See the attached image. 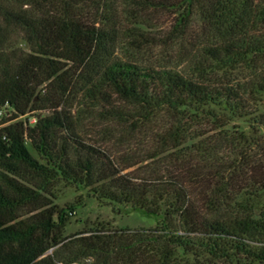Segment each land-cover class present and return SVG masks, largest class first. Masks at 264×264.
I'll return each mask as SVG.
<instances>
[{
  "label": "trees",
  "instance_id": "trees-1",
  "mask_svg": "<svg viewBox=\"0 0 264 264\" xmlns=\"http://www.w3.org/2000/svg\"><path fill=\"white\" fill-rule=\"evenodd\" d=\"M176 8L190 75L115 56L147 42L129 20ZM263 93L264 0H0V264H264V141L232 124L264 130ZM57 181L158 220L65 238Z\"/></svg>",
  "mask_w": 264,
  "mask_h": 264
},
{
  "label": "rangeland",
  "instance_id": "rangeland-1",
  "mask_svg": "<svg viewBox=\"0 0 264 264\" xmlns=\"http://www.w3.org/2000/svg\"><path fill=\"white\" fill-rule=\"evenodd\" d=\"M180 10L178 8L171 11L156 10L145 14L147 25L136 24L129 20L128 28H133L145 33L148 36L147 42L141 41L138 44L127 45V41H121L116 48L115 56L121 60H128L142 66L152 68H165L180 72L183 75H190L187 63L184 61V50L180 44H170L166 41L170 26L177 17ZM150 20V21H149ZM133 31V30H132ZM153 38V40L151 39ZM13 43L17 49L23 53L29 52L28 45L22 37L14 34ZM182 51V52H181ZM181 53V55H180ZM230 79L237 81L239 77L232 75ZM255 109L258 114L264 115V93L256 97ZM13 110L8 106L4 107V112L0 117L2 120L11 118ZM38 112L27 113L17 117L14 121L31 125ZM13 122V121H12ZM235 126V136L240 133L248 139H262L264 141V130L262 128L251 129L246 120H233ZM25 147L31 156L38 159L29 142L24 140ZM250 153L257 158V167L252 171L256 176H264V153L260 156L258 149L250 148ZM237 153V152H236ZM227 152L216 151L214 156L217 160H231L236 156ZM50 196L47 197L50 203L57 210H65L67 222L63 229V236L69 238L82 231L94 229L107 230H143L154 227L158 218L147 216L139 210H132L128 207L115 204H101L89 197L83 190L68 185L63 181H57L50 188ZM260 202L264 203V191L260 197ZM258 264V263H254Z\"/></svg>",
  "mask_w": 264,
  "mask_h": 264
},
{
  "label": "built area",
  "instance_id": "built-area-1",
  "mask_svg": "<svg viewBox=\"0 0 264 264\" xmlns=\"http://www.w3.org/2000/svg\"><path fill=\"white\" fill-rule=\"evenodd\" d=\"M4 107H8V105L5 104L3 107L0 108V117L2 116V113L4 112Z\"/></svg>",
  "mask_w": 264,
  "mask_h": 264
}]
</instances>
